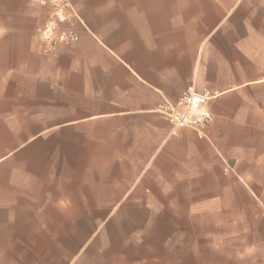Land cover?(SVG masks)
Returning <instances> with one entry per match:
<instances>
[{"label": "crops", "instance_id": "crops-1", "mask_svg": "<svg viewBox=\"0 0 264 264\" xmlns=\"http://www.w3.org/2000/svg\"><path fill=\"white\" fill-rule=\"evenodd\" d=\"M75 8L51 49L49 7L0 0V264L85 223L68 264H264V0ZM190 87L216 93L203 136L159 111Z\"/></svg>", "mask_w": 264, "mask_h": 264}, {"label": "built area", "instance_id": "built-area-1", "mask_svg": "<svg viewBox=\"0 0 264 264\" xmlns=\"http://www.w3.org/2000/svg\"><path fill=\"white\" fill-rule=\"evenodd\" d=\"M32 3L49 7L50 12L45 23L38 28L40 41L48 48L60 43H72L79 39L73 30L75 19L79 15L75 8V0H31ZM216 93L197 92L188 88L175 104L165 103L159 111L173 129L190 128L203 136L204 129L213 121V113L209 102Z\"/></svg>", "mask_w": 264, "mask_h": 264}, {"label": "rangeland", "instance_id": "rangeland-1", "mask_svg": "<svg viewBox=\"0 0 264 264\" xmlns=\"http://www.w3.org/2000/svg\"><path fill=\"white\" fill-rule=\"evenodd\" d=\"M82 228L84 230L83 240L53 239L51 247L52 251L56 253V255L49 257L37 256L35 257V264H68V260L71 261V259L75 258L73 254L76 253L79 248L92 247V230L96 228V225L85 223ZM60 252H67L68 255L63 256ZM70 252H72V254H69Z\"/></svg>", "mask_w": 264, "mask_h": 264}]
</instances>
